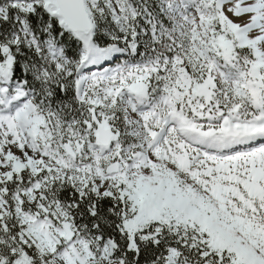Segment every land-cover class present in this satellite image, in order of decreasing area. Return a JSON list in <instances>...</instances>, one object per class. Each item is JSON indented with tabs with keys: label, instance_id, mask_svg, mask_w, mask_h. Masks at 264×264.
<instances>
[{
	"label": "snow or ice",
	"instance_id": "obj_1",
	"mask_svg": "<svg viewBox=\"0 0 264 264\" xmlns=\"http://www.w3.org/2000/svg\"><path fill=\"white\" fill-rule=\"evenodd\" d=\"M0 264H264V0H0Z\"/></svg>",
	"mask_w": 264,
	"mask_h": 264
}]
</instances>
